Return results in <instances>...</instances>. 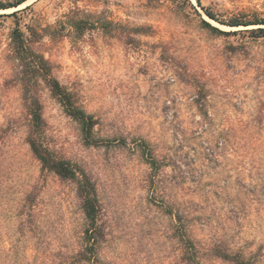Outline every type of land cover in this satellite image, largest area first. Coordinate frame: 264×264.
<instances>
[{"label": "rangeland", "instance_id": "obj_1", "mask_svg": "<svg viewBox=\"0 0 264 264\" xmlns=\"http://www.w3.org/2000/svg\"><path fill=\"white\" fill-rule=\"evenodd\" d=\"M29 1L0 10V264H69L86 227L76 186L44 172L26 142L17 22L96 121L89 145L40 81L46 144L96 185L104 264H186L178 211L203 264H232L209 255L215 243L264 264V37L252 33L264 25H224L202 8L252 23L264 0Z\"/></svg>", "mask_w": 264, "mask_h": 264}, {"label": "trees", "instance_id": "obj_2", "mask_svg": "<svg viewBox=\"0 0 264 264\" xmlns=\"http://www.w3.org/2000/svg\"><path fill=\"white\" fill-rule=\"evenodd\" d=\"M28 1H0V10L6 11L19 8ZM198 3L202 6L200 0H198ZM202 8L211 20L224 25L232 27L264 25V21L248 23L241 21L239 18L232 19L229 22L220 21L211 11L205 9V7ZM9 16L17 17L18 12H14ZM70 22L77 30L92 29L97 26L96 23L73 17ZM202 25L212 32L229 34L213 26L205 19H202ZM252 33L258 38L264 37V28L255 29ZM11 49L13 58L17 63L18 83L22 90V98L25 103L24 107L28 119L26 142L33 156L40 162L42 170L54 173L62 180L72 182L76 186L77 194L82 200V208L86 221L83 245L77 252L71 253L64 259L70 261L69 264H104L100 257L104 229L100 223L101 205L96 185L87 172L68 160L56 157L46 144V122L43 116V107L38 97L40 81H44L50 87L52 93L62 104L65 112L80 124L86 143L89 145L94 144L96 121L93 116L87 114L77 105L72 94L53 76L49 60L35 49L34 42L21 29L19 22H17V27L11 36ZM148 162L154 168L157 167L158 163L153 154H151ZM32 195L31 192L28 193L26 200L31 199ZM176 217V233L184 245V261L186 264H203L200 257L199 243L189 234L184 214L178 211ZM208 251L210 256L232 264H256L257 260L254 256L246 257L242 251H233L229 246L224 244H212ZM13 257L17 260L19 253H15Z\"/></svg>", "mask_w": 264, "mask_h": 264}, {"label": "snow or ice", "instance_id": "obj_3", "mask_svg": "<svg viewBox=\"0 0 264 264\" xmlns=\"http://www.w3.org/2000/svg\"><path fill=\"white\" fill-rule=\"evenodd\" d=\"M196 3V0H193V4H195Z\"/></svg>", "mask_w": 264, "mask_h": 264}, {"label": "bare ground", "instance_id": "obj_4", "mask_svg": "<svg viewBox=\"0 0 264 264\" xmlns=\"http://www.w3.org/2000/svg\"><path fill=\"white\" fill-rule=\"evenodd\" d=\"M30 1H32V0H30ZM30 1H29V2H30Z\"/></svg>", "mask_w": 264, "mask_h": 264}]
</instances>
